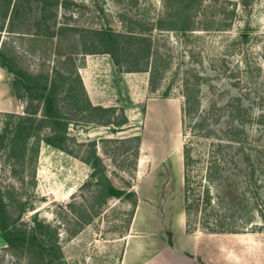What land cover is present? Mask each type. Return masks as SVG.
Listing matches in <instances>:
<instances>
[{
  "label": "rangeland",
  "instance_id": "1",
  "mask_svg": "<svg viewBox=\"0 0 264 264\" xmlns=\"http://www.w3.org/2000/svg\"><path fill=\"white\" fill-rule=\"evenodd\" d=\"M60 1V6L44 16L37 12V0L27 1L33 5V12L20 14L12 30L8 21L4 23L0 17V49L5 50L19 68L48 78L58 86L57 97L68 123L66 150L41 142L37 154L30 153L27 157V162L30 159L34 162L25 166L14 165L19 159L0 143V190L9 215L13 220L18 219L11 227L30 232L35 220L50 225L56 230L53 242L60 247V252L50 251L49 242L46 253L36 247V252L30 254L28 246L21 242L11 247L0 229V264H48L58 254L57 261L61 264H121L135 198L112 197L109 186L134 192L137 199L153 191L147 190L144 176L136 177V142L131 138L141 139L147 160H157L170 151L173 167L176 161L179 163L176 166H182V147L186 140L182 127V79L189 69L211 72L214 62L221 63L226 45L236 39L246 24L252 27L249 50L255 61L251 69L260 70L255 73L259 75L253 84L254 91L259 92L255 96H260L262 90L264 94V0H248V8H244V0H226L225 7L229 10L237 4V16L227 32L215 30L224 0H203L211 9H200L205 16L198 19L200 24L194 34L154 29L150 34L154 45H158L162 55L173 57L167 73H161L158 91L149 89L150 75L143 73L148 85L141 102L133 106L127 91L120 85L122 100L119 106L110 107L108 113L93 109L102 106L90 102L77 76L86 59L102 56L89 54L95 50L92 47L97 41L95 33L139 32V27L132 23L138 19L152 27L164 12L163 0ZM206 26L209 29L203 31ZM138 73H129L127 78L134 79L137 75L133 74ZM14 80L13 74L0 67V127L5 118L2 114L6 113L43 121L42 107L36 101L21 98L13 88ZM66 83H71L75 90L71 92ZM143 89L145 91V86ZM260 113L256 108V144H264V138L259 140ZM170 119L173 120L171 125L165 123ZM44 125L41 133L46 136L50 130L46 127L48 124ZM97 158L100 161L95 164ZM151 164L153 162L147 164L146 174ZM171 167L169 165V171L155 179V192L151 194L156 201L166 199V212L170 208L172 214L179 215L181 195ZM167 176L171 177L170 181ZM163 180L169 181L164 189ZM260 208L264 211V202ZM247 227L246 232L236 236H214L200 230L196 235L208 243V256L212 255V248L220 244L225 257L236 259V264H264V222L256 216Z\"/></svg>",
  "mask_w": 264,
  "mask_h": 264
},
{
  "label": "trees",
  "instance_id": "2",
  "mask_svg": "<svg viewBox=\"0 0 264 264\" xmlns=\"http://www.w3.org/2000/svg\"><path fill=\"white\" fill-rule=\"evenodd\" d=\"M27 1L30 0H0V17L4 23L8 21L11 30L20 14L33 12V5ZM37 2V12L43 16L61 5L60 0ZM227 2H222L224 7L216 31H230L231 22L237 16V4L229 10L225 7ZM163 4L164 12L152 27L138 19L132 23L139 27V32L106 30L95 33L97 41L92 43L95 50L89 54L109 55L119 72L149 73V89L157 92L161 73H167L173 57L162 55L150 34L154 29L194 34L200 24L198 19L205 16L200 9H211V6L204 5L203 0H163ZM242 4L244 8L249 6L248 0ZM208 29L206 26L203 31ZM251 36L252 27L246 24L236 39L226 45L228 48L226 53H221V63L214 62L211 72L207 70L206 74L189 69L182 79V127L186 136L182 147L183 189L188 234H196L199 230L212 235L240 234L248 230L247 225L251 226L256 216L264 222V211L260 208L264 202V144H256L254 135L257 108L261 110L259 140L264 138V94L262 90L260 96H255L259 94L253 87L259 78L255 73L260 70L253 72L251 69L255 61L249 50ZM0 67L15 76L13 88L21 98L38 102L44 117L39 121L31 116L2 114L5 118L0 127V143L19 159L14 165L20 163L25 166L34 162L33 159L27 162V157L30 153L37 154L41 142L66 150L68 123L57 97L58 86L50 83L48 78L34 76L19 68L3 49H0ZM77 76L81 80L79 73ZM80 82L84 88L82 80ZM66 84L71 92L75 90L71 83ZM93 109L107 113L111 110ZM44 124H48L46 127L50 130L46 136L41 133ZM131 141L136 142L138 159L141 139L132 137ZM98 161L99 158L95 159V164ZM135 167L137 170V163ZM108 192L115 198L134 197V216L138 203L134 192L128 193L113 185L109 186ZM16 222L18 219L13 220L9 215L7 202L0 190V229L7 244L15 247L21 242L32 254L36 247L46 253L49 242L50 251L60 252V247L53 242L56 230L50 225L35 220L34 229L27 232L11 227ZM42 229L46 230L40 231ZM59 255L51 258L48 264H61L57 261Z\"/></svg>",
  "mask_w": 264,
  "mask_h": 264
},
{
  "label": "crops",
  "instance_id": "3",
  "mask_svg": "<svg viewBox=\"0 0 264 264\" xmlns=\"http://www.w3.org/2000/svg\"><path fill=\"white\" fill-rule=\"evenodd\" d=\"M101 55L86 59L85 65L79 68V75L90 102L94 106L105 108L119 106L123 95L120 94L118 88L123 85L133 106L139 104L143 95L147 93L148 79H146L145 74H133L137 77L128 79L129 73L122 72L121 74L118 72L109 55ZM144 86L145 91L142 90ZM101 88L107 90H101ZM113 89H116L115 93ZM148 161L144 155V144L141 143L137 161V179L144 176V184L147 190H153L154 193L155 179L169 171L167 169L169 165H172L171 170L174 172L179 186L177 189L181 195V212L179 215L176 213L174 215L170 212L169 207H167L169 211L166 212V199L156 201L151 194L152 192L143 198L139 196L135 214L125 237L121 264H236L238 262L236 259L225 257L220 244L214 248L211 247L212 255L209 253L211 256H208V243L198 239L196 234H187L183 207V158L182 166H176L179 164L176 161L175 168L170 151L165 152L157 160L153 158V161H149V163ZM150 162H153V165L151 164V168L146 174L147 164ZM167 179L170 181L171 177L167 176ZM169 181L163 180V189ZM224 235L236 236L241 234H214V236Z\"/></svg>",
  "mask_w": 264,
  "mask_h": 264
},
{
  "label": "bare ground",
  "instance_id": "4",
  "mask_svg": "<svg viewBox=\"0 0 264 264\" xmlns=\"http://www.w3.org/2000/svg\"><path fill=\"white\" fill-rule=\"evenodd\" d=\"M170 115H171V113H170ZM174 115H175V113H174ZM165 123H167V124H169V125H171L172 123H173V120H168V121H166ZM174 125V124H173ZM160 144V143H159ZM140 213V212H139Z\"/></svg>",
  "mask_w": 264,
  "mask_h": 264
}]
</instances>
